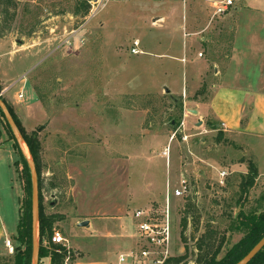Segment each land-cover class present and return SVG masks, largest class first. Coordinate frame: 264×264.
Segmentation results:
<instances>
[{"label": "rangeland", "instance_id": "1", "mask_svg": "<svg viewBox=\"0 0 264 264\" xmlns=\"http://www.w3.org/2000/svg\"><path fill=\"white\" fill-rule=\"evenodd\" d=\"M81 1L15 0L16 15L0 40L8 44L13 42L15 53L10 55L11 46L2 42L0 68L8 69L16 58L29 59L22 76L18 78L20 72L13 78V87L19 86L20 79L29 81L43 101L47 114L41 124L22 125L26 134L36 132L41 143L38 172L45 214L65 213L56 214L65 224L62 228L54 226V229L68 241L75 264H90L94 262L92 259L98 258L97 251L91 248V238L104 237L106 230L80 229L75 225L77 216L109 215L106 218L110 220L108 232L114 238L121 236L134 242L136 221L131 219V211L145 205L163 211L167 193L170 256H182L187 248V257L182 264H194L192 254L197 240L208 229L216 232L214 246L223 238L218 255V259L222 258L246 236V230L235 229L238 213L252 212L255 216L264 213V202L256 203L264 191V185H261L264 183V138L237 137L240 150L254 156L259 175V182L249 190L246 201L238 202L239 173L229 175L224 186L218 187L214 182L222 170L220 165L212 163L208 167L210 178L198 172L202 170V150H211V160L219 163L226 159L225 150H232L229 151L231 158L242 156V152L223 142L222 136L217 140L216 133H201L195 127L183 128L185 90L181 81L185 74L180 60L188 40L179 19L181 2L175 4L176 15L168 16V32H164L151 26V19L164 13L162 9L155 11L153 5L143 9L132 6L133 11L128 6L124 11L109 0L84 25L86 16H82ZM240 2L236 0L234 7ZM185 9L195 14L198 21L212 18V9L207 5L202 14L189 11L192 9L189 5L184 8V14ZM249 17L244 12L235 13L232 8L214 20ZM80 27L71 45L59 47L69 32ZM136 39L143 54L134 56L129 48ZM196 51L192 52V59L196 58ZM161 62L171 64L170 74H162ZM163 86L171 87V91L165 93ZM3 125L4 120L0 117V130L7 138ZM184 130L195 137L184 140ZM200 139L205 143H200ZM164 150L168 151L167 156L162 155ZM63 159L66 163L57 167L56 162ZM236 163L241 165L244 159ZM178 164L183 171L189 164L192 166L191 173L182 177L191 192L181 199L173 196L181 181L176 173ZM53 183L56 191L50 193ZM15 190L12 193L0 184V216L9 234L15 231L24 199L23 180L18 174ZM131 192L133 197H138L137 202L127 201L126 194ZM50 194L54 199L49 197ZM52 201L53 209L48 206ZM188 201L195 205L199 224L192 235L191 220L188 221L184 233L186 243H183L178 223L186 212ZM59 207L62 210L59 211ZM125 213L127 216H123ZM115 216L123 218L122 231ZM80 243L86 247L83 260L73 252ZM12 245L15 246L13 242ZM42 247L45 252H51L45 241ZM119 251L115 249L109 253L114 264L118 261ZM10 258L11 255L2 250L0 264H10ZM45 262L41 259L38 264ZM125 264L133 263L127 259Z\"/></svg>", "mask_w": 264, "mask_h": 264}, {"label": "crops", "instance_id": "2", "mask_svg": "<svg viewBox=\"0 0 264 264\" xmlns=\"http://www.w3.org/2000/svg\"><path fill=\"white\" fill-rule=\"evenodd\" d=\"M216 1L219 0H188V3L185 0H112V3L115 7L117 6V8H121L124 11L128 6L133 11V8L131 9L132 6H138L143 9L145 6L148 7V5H153L155 11L164 10L161 11L164 13H160L159 17L151 19V26L159 27L164 32H168L166 26L169 19L168 16L176 15L175 4L181 2L182 10L179 14V19H181L182 27L186 32L183 35L186 41L188 40V46L186 45V50L180 60L183 73L185 74L181 81V85L183 84L182 86L185 90L183 128L190 129L195 127L201 133H216V135L220 133L223 142L226 141L231 146L236 147V151L242 152V156L231 158L229 151L232 150H225L226 159L223 158L221 163H219L211 160V153L209 154L211 150H202V158L200 160L202 170L198 173L209 176L208 167H211L212 163H217L222 170L218 172L217 182L214 183H217L218 187H223L224 185L220 186L218 183L223 180L225 184V179L234 173L241 175L239 177L241 181V178L247 173L248 161H252L256 165L253 155L240 150L241 147L238 146L237 137L264 138V0H240V4L233 7L235 13L244 12L250 16L249 18L218 20L205 18V20L200 19L198 21L194 17L195 14L186 11L187 9H185L184 14L186 5H189L190 9L192 8L189 11L202 14L206 10V5L211 7V4ZM164 7L166 9H163ZM136 40L138 41V39ZM2 42L6 41H0V44ZM12 44L13 42L10 44L6 42L7 46H11L9 54L15 55ZM195 50H197L196 58L192 59V52ZM198 54H201V57ZM188 56L191 58L190 63L188 62ZM28 61L29 59L16 58L14 64L13 61L10 62L8 69L0 68V86L2 87L0 96L12 109L21 126L25 123L26 126L32 127L43 123L47 119L43 102L26 79H20L19 86L15 89L13 87V78L20 72L22 73L18 75V78L22 76L24 66ZM170 65L168 62L160 63L163 75L166 76L171 73ZM162 88L171 91L169 86H163ZM186 92H188L187 97ZM19 95L22 98L19 99ZM174 101L177 100L174 99ZM212 126L215 127V130L211 129ZM183 132L184 140L195 137L185 132V130ZM192 141L193 143L195 142L194 139ZM200 143L205 142L200 139ZM62 153L66 155L65 151ZM242 159H244V163L237 165L236 162ZM17 161L18 156L12 146V142L6 136H1L0 184L8 188L12 193L15 190L17 181ZM65 161L63 159L62 162H56L55 165L61 168L66 163ZM191 162H193V157ZM180 168V164H178L179 171L176 173L182 180L183 175L191 173L192 166L189 164V167L184 171ZM220 173H225L223 179L220 177ZM240 181L238 184H240ZM258 182L259 175L255 180V184ZM261 185H264V183L262 182ZM49 189L50 193H54L56 191L55 184L53 183ZM49 197L54 199L52 194ZM126 197L128 202H131V200L137 202L139 200L138 197H133V192L127 193ZM48 206L53 209L54 201L50 202ZM145 208H147L146 205L142 208L133 209L130 213L131 219L134 220L132 217L134 211ZM58 209L59 211L62 210L60 207ZM55 214L65 215L62 212H56ZM123 216H127V214L125 213ZM65 217L68 218V216ZM115 217H117V221L120 223V231H122L124 228L121 222L123 218L122 216ZM106 218H109V215L101 217H82L79 215L75 220L76 227L80 229L85 228L91 231L106 230L104 237L91 238V248L97 251L98 258L92 259L94 262L90 264H114L109 258L115 249L120 250L119 258V256L123 255L121 254L122 251L134 253L138 248V238L134 242H129V239L127 240L121 236L114 238L108 232V228L111 227L108 224L110 220ZM63 220L58 221L54 226L62 228L65 224ZM84 222H86V226L80 227V224ZM13 234H15V231L11 234L7 233L0 216V254L2 250H5V239H10ZM114 246L117 248H113ZM73 252L78 258L83 260L86 247L83 243H80L78 248L73 249ZM45 261V264L50 263L48 258ZM75 261L73 264H75Z\"/></svg>", "mask_w": 264, "mask_h": 264}, {"label": "trees", "instance_id": "3", "mask_svg": "<svg viewBox=\"0 0 264 264\" xmlns=\"http://www.w3.org/2000/svg\"><path fill=\"white\" fill-rule=\"evenodd\" d=\"M82 16L84 17L87 13V5L84 0L81 1ZM16 2L15 0H0V40L5 36V33L9 30L10 24L16 15ZM2 87L0 86V92ZM200 93V91H199ZM0 100L6 106L9 114L15 122L22 140L27 148L28 154L30 155L36 169L37 180H38V199H39V216H38V239H39V260L49 259V264H64L66 258V250L58 245L50 243V236L54 229L55 223L60 221V217L56 214H45L43 209V197L41 195V183L39 181L38 165L41 154V143L39 141L36 132L26 134L22 128L20 122L14 115L12 109L5 103L2 96ZM42 101V100H41ZM43 102V101H42ZM180 109V107H179ZM0 117L4 120L1 112ZM210 125V124H208ZM4 131L7 135V139L12 142V146L17 153L18 161L16 162L17 173L23 180V192L24 199L22 206L19 208V218L15 230L10 239L15 244L14 254L10 258V264H30L31 263V184L30 174L25 161V158L21 154L7 124L4 121ZM212 130L215 127L212 126ZM2 132L0 130V138ZM221 134L217 133L216 139L220 140ZM21 166V169L19 167ZM258 176L256 165L252 161L247 162V173L241 178L240 184L238 185V202L244 203L250 189L255 185V180ZM264 202V191L256 203ZM185 214L180 219L178 227L180 228V239L183 243H186L184 237L185 230L188 225V221L191 220L193 227L192 235L194 231H197L199 224L198 212L195 208L194 203L188 201L185 206ZM235 229L246 230V236L237 244H235L226 254L218 259L220 254L223 238L220 239L219 243L214 246V240L216 232L206 230L204 234L197 240L194 256V264H236L239 262L256 243L264 236V213L259 216H255L252 212L244 214L240 211L237 215V225ZM45 241L51 250L47 253L43 250L42 243ZM184 255L179 257H169L163 264H182L187 257L188 249L184 248ZM70 261H74L71 255ZM248 264H264V248L248 263Z\"/></svg>", "mask_w": 264, "mask_h": 264}, {"label": "built area", "instance_id": "4", "mask_svg": "<svg viewBox=\"0 0 264 264\" xmlns=\"http://www.w3.org/2000/svg\"><path fill=\"white\" fill-rule=\"evenodd\" d=\"M109 0H85L87 5V13L84 19V25L99 13ZM236 0H219L211 4L212 19L215 17L223 16L229 9L234 7ZM83 25V24H82ZM82 27L75 29L61 40L59 47L71 45V41L77 36ZM139 42L134 40L129 48L131 55L137 56L143 54L139 49ZM201 57V54H198ZM22 98L21 95L18 96ZM168 151L164 150L162 155L167 156ZM223 179L225 173H220ZM220 186L224 185L223 180L218 183ZM191 188L186 180L179 182V187L174 189L173 196L175 198H184L189 195ZM133 219L136 221V234L139 241L137 252L121 255L118 258V263L123 264L127 259L132 261L133 264H163L170 256V215H169V196L166 193L165 205L163 211H157L152 208L136 210L132 214ZM50 243L53 245L61 246L66 250V258L64 264H69L71 251L68 241L62 236L60 231L53 230L50 236ZM4 248L8 255L14 254V246L11 239L6 238L4 241Z\"/></svg>", "mask_w": 264, "mask_h": 264}, {"label": "water", "instance_id": "5", "mask_svg": "<svg viewBox=\"0 0 264 264\" xmlns=\"http://www.w3.org/2000/svg\"><path fill=\"white\" fill-rule=\"evenodd\" d=\"M165 93H168V90L165 89ZM0 112L4 118L5 123L9 127V130L21 151V154L25 158L29 174H30V183H31V263L38 264L39 262V239H38V216H39V199H38V180L35 165L29 155L23 151L24 142L20 135V132L13 121L11 115L9 114L6 106L0 100ZM86 222L80 224V227H85ZM264 248V236L256 243L255 246L236 264H248L262 249Z\"/></svg>", "mask_w": 264, "mask_h": 264}, {"label": "bare ground", "instance_id": "6", "mask_svg": "<svg viewBox=\"0 0 264 264\" xmlns=\"http://www.w3.org/2000/svg\"><path fill=\"white\" fill-rule=\"evenodd\" d=\"M23 151L26 154V156L29 157V154H28V151L25 145H23Z\"/></svg>", "mask_w": 264, "mask_h": 264}]
</instances>
